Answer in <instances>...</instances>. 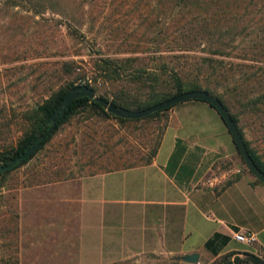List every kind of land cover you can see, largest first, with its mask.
I'll use <instances>...</instances> for the list:
<instances>
[{"label": "rangeland", "instance_id": "obj_1", "mask_svg": "<svg viewBox=\"0 0 264 264\" xmlns=\"http://www.w3.org/2000/svg\"><path fill=\"white\" fill-rule=\"evenodd\" d=\"M159 9L156 0H0V151L15 145L26 129L25 111L59 85L87 79L96 84V93L122 87L124 80L104 78L95 69L99 57L137 56L135 64H150L162 60L160 55L181 75L190 70L209 41L198 38L189 49H178L176 36L192 27L194 13L208 11ZM243 12L235 25V30L244 26L242 33L229 41L223 58L257 66L262 56H254L251 45L262 11ZM237 67L234 73L227 70L228 80L219 89L226 90L244 137L264 160V104L246 106L242 96L264 91V69L262 81L237 92L229 89L232 77L241 76ZM165 115L164 110L146 120L118 123L94 110H80L25 163L0 176V264H79L80 178L103 171L98 165L112 157L108 147L115 141V148L144 154ZM230 166L233 172L226 180L239 172L235 168L246 169L240 157L239 164L222 161L220 168ZM184 230L186 244L192 234L187 226ZM240 243L229 244L250 248ZM172 256L141 250L101 264H167ZM218 257H205L204 264Z\"/></svg>", "mask_w": 264, "mask_h": 264}, {"label": "crops", "instance_id": "obj_2", "mask_svg": "<svg viewBox=\"0 0 264 264\" xmlns=\"http://www.w3.org/2000/svg\"><path fill=\"white\" fill-rule=\"evenodd\" d=\"M165 111L149 162L80 178L78 263L101 264L141 250L198 253L196 261L179 258L177 264H204L228 250L264 259V184L246 168L223 185L233 169L220 168L221 162L239 164L240 156L218 112L195 98ZM186 226L192 236L185 244ZM242 231L254 235L250 248L229 244L244 243L233 237Z\"/></svg>", "mask_w": 264, "mask_h": 264}, {"label": "trees", "instance_id": "obj_3", "mask_svg": "<svg viewBox=\"0 0 264 264\" xmlns=\"http://www.w3.org/2000/svg\"><path fill=\"white\" fill-rule=\"evenodd\" d=\"M156 1H159L160 4L159 11H208L205 13H194L193 18L191 19V21L194 22L192 27L189 26L188 31H180L176 36L177 40H175V42H177L176 45L178 46V49H189L198 42V38L200 40L208 39L209 47L206 48V53L199 55L198 58L190 64V70L184 72V75H181L183 72L180 69L169 65L160 55H158V57H160L162 60L150 64L146 62L135 64L134 61L137 60V56L99 57L95 65V69L98 70L99 74H102L104 78L108 77L114 80H124L125 83L122 87L112 90L109 93L104 91L98 92L97 94L116 106L135 109L146 107L179 91L189 89H204L215 95L228 109L231 118L237 125L238 131L242 136L248 153L255 164L264 172V160L244 137L242 129L237 124L238 114L231 110L230 101L227 99V96H225L226 90L224 89L223 91L219 89L221 81L228 80L227 75L229 74H227V70H230L231 73H234L235 66H238V72H241V76L232 77L233 75H231L232 85L229 87V89H238L236 90L237 92H239V90L244 91L246 90L245 88L253 82L262 81L261 71L264 69V0ZM243 11H262V15L259 17L260 20L262 19V21L258 23V26L256 25L257 28L260 27V29L259 32L255 31L256 41H254V44L251 45L252 54L254 56H262L260 58L261 62L258 63L257 66L255 65L256 63L225 61L223 58L226 54L224 49L228 46L229 41L233 40L236 34L242 33L244 26L241 27L240 30H235V25L241 20L244 14ZM224 35H228V39L226 41L223 40ZM211 44L215 45L212 46ZM242 65L246 66L247 70L244 71V68L242 69ZM126 69L127 71H124ZM257 70H259V72ZM82 76L84 77V73ZM83 81V83L90 85L95 90L97 89L96 84L90 83L87 81V79ZM74 85L75 84L72 83V80L59 85L41 101L36 102L33 106L25 111L24 116L27 120V127L16 140L15 145L0 151V162H7L10 158L24 150L39 138V136L49 125L47 119L52 113L54 107L57 105L63 95ZM262 90L263 89H261V91L255 95H250L245 91L242 95L244 98L243 104L246 106H251L252 108L257 106V104H264V91ZM170 106L171 105H168L166 107L157 109L142 117L129 118L106 110L104 105L85 95L75 97L69 102L63 112L59 115L49 134L40 142L36 149L30 155L18 161L13 167L1 172L0 176L4 175L9 170L25 163L35 152L43 147V145L51 138V136L62 123L66 122L71 117V115L80 110H94L105 117L114 118L118 123H124L146 120L147 118L155 116L159 112L166 110ZM164 126L165 121L161 127L158 128L151 145L147 148V151L139 156H136L128 150H120L115 148V145L117 144L115 141L111 146L108 147L112 157L105 161V163L101 166L98 165L99 168L103 170H113L149 162L156 152ZM126 152L128 153L126 154ZM124 154L126 155L124 156ZM228 181L229 179H227L223 185L227 184ZM215 235H217V233H214L211 238L205 241L206 246H210ZM239 252L240 251L237 250L225 251L219 254V257L215 259L213 263L252 264L245 257H240L238 255ZM243 253H246V251H243ZM178 259L179 255H173L171 258H169V262L167 264H177Z\"/></svg>", "mask_w": 264, "mask_h": 264}, {"label": "water", "instance_id": "obj_4", "mask_svg": "<svg viewBox=\"0 0 264 264\" xmlns=\"http://www.w3.org/2000/svg\"><path fill=\"white\" fill-rule=\"evenodd\" d=\"M85 95L89 98H92L96 100L97 102L104 105L105 109L123 116V117H129V118H136V117H142L145 116L157 109L166 107L168 105H172L176 102L187 100V99H202L207 101L214 109L218 112L222 120L224 121L230 136L236 146L237 152L239 153L244 165L246 166L247 170L260 182L264 184V172L255 164L253 159L251 158L250 154L248 153L245 143L242 139V136L240 135V132L238 131L237 125L233 121V119L230 116V113L228 109L224 106V104L212 93L204 90V89H189V90H183L179 91L171 96H168L162 100H159L157 102H154L146 107L143 108H126L121 106H116L108 101H106L104 98H102L100 95L96 93V90L91 87L90 85L86 83H78L72 86L59 100L57 105L54 107L52 113L47 119V122L49 123L48 127L45 129V131L39 136L38 139H36L33 143H31L28 147H26L24 150L10 158L7 162H0V173L3 172L6 169H9L13 167L18 161L21 159H24L28 155H30L36 147L40 144V142L49 134L50 130L52 129L53 125L56 123L59 115L63 112L65 107L69 104V102L78 96ZM248 260L252 264H264V259L256 255L252 252H246ZM180 259L187 260V261H196L198 259V253L197 252H189L184 253L182 255H179Z\"/></svg>", "mask_w": 264, "mask_h": 264}, {"label": "built area", "instance_id": "obj_5", "mask_svg": "<svg viewBox=\"0 0 264 264\" xmlns=\"http://www.w3.org/2000/svg\"><path fill=\"white\" fill-rule=\"evenodd\" d=\"M235 170L239 171L238 168H235ZM233 237L245 243H251L254 240V235L249 231L234 232Z\"/></svg>", "mask_w": 264, "mask_h": 264}]
</instances>
